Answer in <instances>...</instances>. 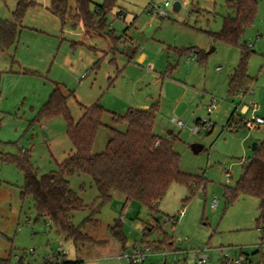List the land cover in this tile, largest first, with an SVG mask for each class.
<instances>
[{"label": "rangeland", "instance_id": "obj_1", "mask_svg": "<svg viewBox=\"0 0 264 264\" xmlns=\"http://www.w3.org/2000/svg\"><path fill=\"white\" fill-rule=\"evenodd\" d=\"M18 1L0 0V19L11 21ZM30 1L37 6L27 11L18 43L0 52V264H43L57 255L78 264H130L124 253L147 245L152 253L145 264H195L200 252L209 256L208 264H224L226 255L243 257L244 264H264L259 200L240 197L229 204L225 195L252 158L253 144L264 140V126L227 129L234 110V120L264 118V0H258L256 22L244 35L253 51L248 73L254 83L250 91L235 96L228 87L239 50L208 34L220 32L223 18L233 14L227 0H117L107 14L104 34L89 37L81 26H62L49 10L50 0ZM104 1L92 0L91 9ZM176 2L181 4L179 12L173 9ZM74 3L70 0L72 7ZM112 33L117 40L111 42ZM134 48L137 54L128 60ZM186 50L190 52L181 53ZM57 84L72 93L68 108L76 122L83 116L82 107L99 104L106 109L94 155L106 150L111 129L126 131V124H114L113 115L158 103L155 132L173 141L181 171L203 178L204 186L187 202L189 189L173 184L157 213L138 201L126 202L119 193L95 213L99 200L92 178L68 176L70 187L88 206L71 214L73 223L102 243L76 245L67 240L38 216L32 196L22 198L24 175L4 160L27 151L42 176L57 171L74 153L66 120L39 117ZM213 99L217 106L209 111ZM252 102L259 112L243 114L242 108ZM206 120L209 130L202 125ZM195 128L200 131L195 133ZM193 145L203 150L196 154ZM90 218L95 224L86 222ZM118 222L123 242L112 232Z\"/></svg>", "mask_w": 264, "mask_h": 264}, {"label": "trees", "instance_id": "obj_2", "mask_svg": "<svg viewBox=\"0 0 264 264\" xmlns=\"http://www.w3.org/2000/svg\"><path fill=\"white\" fill-rule=\"evenodd\" d=\"M117 0H105L94 10L92 0H75L74 7L70 0H50V12L59 18L62 26L71 23L73 27L81 26L86 37L102 36L107 29V14L115 7ZM227 7L233 12L223 18L220 32H208L215 40L239 50L238 66L229 79L228 92L231 96L247 93L254 80L248 73V65L253 53L244 41L247 29L251 28L257 18L258 0H227ZM37 6L30 0H19L13 11L11 21L0 19V52H8L17 43L22 31L23 19L27 11ZM110 40L116 41L113 35ZM190 51H181L187 54ZM137 54L134 48L129 59ZM203 61L204 57L197 52ZM57 84L48 101L41 108L39 117L48 119L62 116L67 122V134L74 147V153L58 166V170L42 176L31 162L30 153L22 151L17 155H6L4 160L15 164L24 175L21 188L22 198L32 196L38 216L45 218L65 235L67 240L79 243L95 242L93 238L82 232V227L73 223L71 214L88 208L70 187L68 176L79 174L92 178L97 191L99 206L93 212L98 213L101 207L111 201L115 193L125 197L126 202L138 201L146 205L153 213L158 212L171 186L175 183L186 186L191 200L196 191L204 186L203 178L185 174L181 171V158L175 152L173 141L161 138L155 132V124L159 113V104H152L149 109H130L125 116L113 115L114 124H126V131L111 129V139L106 150L98 155L93 154L94 143L99 129L103 126L106 109L99 104L82 107L83 116L75 121L68 108L69 97ZM234 110L228 124L241 127V119L234 120ZM200 120H197V124ZM211 133V132H210ZM226 197L231 204L240 197H252L260 201L258 222L262 223V245L264 244V140L257 145L248 164L243 168L241 177L234 187H227ZM95 224V220H86ZM121 224L112 228L113 235L120 242L124 241ZM153 232V229H149ZM144 237L148 236L145 232ZM259 252V251H258ZM67 260L47 259L43 264H78Z\"/></svg>", "mask_w": 264, "mask_h": 264}, {"label": "built area", "instance_id": "obj_3", "mask_svg": "<svg viewBox=\"0 0 264 264\" xmlns=\"http://www.w3.org/2000/svg\"><path fill=\"white\" fill-rule=\"evenodd\" d=\"M165 7H170V3L166 2L165 3ZM162 15L166 16L167 13L163 12ZM217 106V100L213 99L209 104H208V109L209 111H213L215 110ZM244 107L242 108V112L243 114H247L248 112L252 111V113L254 115L257 114V112H259L260 107L258 106V104L252 102L249 106L245 107V110H243ZM241 119V127H243L246 130H255L258 129L262 126H264V118L260 117V116H253L252 118H243L241 116H238ZM174 123L178 126V127H183V122L182 121H178V120H174ZM200 123V122H199ZM198 123V124H199ZM208 120L203 121L202 125L206 126L205 129L209 130V126H207ZM197 124V125H198ZM227 129L230 130L231 132H238L239 126L235 125V124H228ZM200 131L199 128H195L194 132L198 133ZM226 176L229 178L231 177V173L230 172H226ZM184 214V212L180 213V216ZM170 220V219H169ZM152 253V249L149 245L147 246H142L140 248H137L136 246L133 247L132 249V253H130L129 251L125 252L124 255L122 256L123 258L127 259L130 264H145L148 257L151 255ZM50 259V257H47L45 260ZM54 260H62V256L61 255H57V256H53ZM208 260H209V256L206 255L203 252H200L199 255L197 256V262L196 264H208ZM246 261L245 258L241 257L238 260H234L232 258H230L229 256H224L223 258V263L224 264H244Z\"/></svg>", "mask_w": 264, "mask_h": 264}, {"label": "water", "instance_id": "obj_4", "mask_svg": "<svg viewBox=\"0 0 264 264\" xmlns=\"http://www.w3.org/2000/svg\"><path fill=\"white\" fill-rule=\"evenodd\" d=\"M180 8H181V4L180 2H176L174 5H173V9L175 12H179L180 11ZM171 133V132H170ZM257 145L258 144H253L252 146V150L255 152L257 150ZM192 149L194 151V153L198 154L199 152H201L203 150V146L201 145H193L192 146Z\"/></svg>", "mask_w": 264, "mask_h": 264}, {"label": "crops", "instance_id": "obj_5", "mask_svg": "<svg viewBox=\"0 0 264 264\" xmlns=\"http://www.w3.org/2000/svg\"><path fill=\"white\" fill-rule=\"evenodd\" d=\"M181 9V8H180ZM120 17H123V15L122 14H120ZM109 50V47H106V49L104 50V51H108ZM129 58V57H128ZM128 60H130V59H128ZM245 107H246V105L244 106V109L243 110H245ZM149 109V108H148ZM144 110H146V109H144ZM157 120V119H156ZM155 127H156V124H155ZM171 132V133H170ZM169 132V134H173V131H170ZM162 138V137H161ZM259 203H260V201H259ZM195 259V264H196V262H197V259L196 258H194Z\"/></svg>", "mask_w": 264, "mask_h": 264}]
</instances>
